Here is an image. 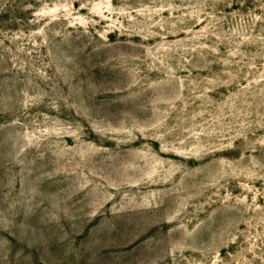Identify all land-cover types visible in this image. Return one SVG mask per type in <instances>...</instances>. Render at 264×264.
Segmentation results:
<instances>
[{"label": "rangeland", "instance_id": "374dc122", "mask_svg": "<svg viewBox=\"0 0 264 264\" xmlns=\"http://www.w3.org/2000/svg\"><path fill=\"white\" fill-rule=\"evenodd\" d=\"M0 264H264V0H0Z\"/></svg>", "mask_w": 264, "mask_h": 264}]
</instances>
